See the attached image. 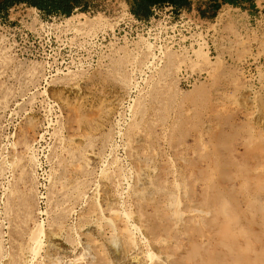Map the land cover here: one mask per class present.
<instances>
[{
    "label": "rangeland",
    "instance_id": "obj_1",
    "mask_svg": "<svg viewBox=\"0 0 264 264\" xmlns=\"http://www.w3.org/2000/svg\"><path fill=\"white\" fill-rule=\"evenodd\" d=\"M37 13H0V264H130L105 202L183 240L179 264H264V0ZM146 163L178 205L136 206Z\"/></svg>",
    "mask_w": 264,
    "mask_h": 264
},
{
    "label": "bare ground",
    "instance_id": "obj_2",
    "mask_svg": "<svg viewBox=\"0 0 264 264\" xmlns=\"http://www.w3.org/2000/svg\"><path fill=\"white\" fill-rule=\"evenodd\" d=\"M74 19H75L74 17L68 16L66 18V25L68 27L74 26L75 25ZM149 45H150V43H149ZM139 138H141V137H139ZM129 143H131V142H129ZM146 144H147V142H146ZM129 148L131 151L134 150V148L131 147V145H129ZM173 152H175V151H173ZM174 154H178V153H174ZM148 163H146V164H148ZM146 164L144 166H140L138 164L140 167L136 168L135 172H134V174L136 176V181H135L133 192H134V201H135L136 206H138V203L141 201V198L145 199L143 196V192L146 190V188H152L153 189V194H152L153 196L151 197L152 198L151 201H153L152 203L155 202V206H157L156 205L157 202L160 203L161 201H163V203L165 202L164 204L162 203L163 206L165 204L166 205L168 204L169 206L172 207V205L175 203H176L175 206L178 205L179 202L178 203L176 202L177 199L174 197V192L171 191L168 187L163 186V188H164L163 193L164 194L162 193L163 195H161L160 190H158V187L155 186L154 178L152 177L153 176L152 172H155L156 168H153V166L150 167L149 164L146 166ZM151 168H152V170H151ZM176 168H178V167H176ZM173 169H175V168H173ZM173 172H175V171H173ZM164 173L162 172L161 178L163 177ZM159 175H160V173H159ZM174 180H177L176 175H174ZM173 181H170V183ZM165 182L163 183L164 185L167 184V183L165 184ZM177 182L178 181H176V183ZM106 183H108V182H106ZM170 183H169V185H171ZM182 183H180L179 190L184 191L185 190L184 184H186V182L183 184V186H181ZM178 185L179 184H177V186ZM175 188L176 187H174V189ZM159 189H161V188H159ZM171 189H173V188H171ZM176 192L178 193V190ZM157 193H159L158 194L159 196L157 195ZM182 193H184V192H182ZM184 194L187 195V192H185ZM175 196H177V194ZM182 198H183V196L181 197V199ZM185 199H186V197H185ZM181 202H183V201H181ZM183 203H184L183 205L186 204L185 202H183ZM180 204H182V203H180ZM190 205H193V206L190 207L188 205L190 208L188 207V209H185L183 211H178V212L176 211L177 214L175 216H177V219L175 220V222H172V223L176 224V227H177V225H178V227H180L179 225H180V222L183 220V215H187L186 217L189 218V220L191 218H192V220L193 219L196 220L197 218L201 219V217L204 214H206V211H209V210H205L203 208H200L198 206H194V205H196L194 203H192V204L190 203ZM160 207H161V204H160ZM157 208H155V209H157ZM183 208H181V209H183ZM173 209L171 211H173ZM167 210H168V208H167ZM160 211H164V210H160ZM123 212L124 213L120 212L117 207H114V205H111L107 202L104 203L103 213L105 215L103 217L105 220L113 221L115 219V221L117 222L116 228L119 229V232H120L119 234L125 240L126 245H125L124 251L130 260V264H179L180 259L184 256L183 254L187 253V249H188L183 240H180L183 243V245L180 246V249H179L180 253H182V254L176 255L167 246H168V244H172V242H174V241L177 242V239L175 240V238H173L170 235H167L166 233L158 232L153 226L149 225L148 219L144 216V214L142 213V211L139 208H137V207L133 208V209L131 208L128 211H123ZM160 214L162 216V213H160ZM169 216H170V214H169ZM163 217H164V215H163ZM172 217H174V215ZM170 219H171V216H170ZM100 225H97V226L95 225V228L100 230V233L105 234L104 228H102ZM185 225H186V223H185ZM188 225H190V224H188ZM182 229L184 230L183 234L186 235L187 230L184 227ZM135 233L141 234L139 241L135 240ZM181 237H180V239L184 238V237H182V238ZM90 240L92 241V243L95 247H99V240L97 238L93 237ZM150 245L155 246V248H157V250H158L157 254L150 252V250H149ZM191 245H193V243H190V247H191ZM153 259L156 260L157 262L156 263L153 262Z\"/></svg>",
    "mask_w": 264,
    "mask_h": 264
},
{
    "label": "crops",
    "instance_id": "obj_3",
    "mask_svg": "<svg viewBox=\"0 0 264 264\" xmlns=\"http://www.w3.org/2000/svg\"><path fill=\"white\" fill-rule=\"evenodd\" d=\"M100 0H4L0 2V13H3L10 6L25 4L40 11L44 15L68 16L76 12H86L95 8ZM135 5H155L149 4L148 0H134ZM180 5H176L178 7Z\"/></svg>",
    "mask_w": 264,
    "mask_h": 264
},
{
    "label": "trees",
    "instance_id": "obj_4",
    "mask_svg": "<svg viewBox=\"0 0 264 264\" xmlns=\"http://www.w3.org/2000/svg\"><path fill=\"white\" fill-rule=\"evenodd\" d=\"M165 2L171 3L174 6L186 4V0H148L149 4H160Z\"/></svg>",
    "mask_w": 264,
    "mask_h": 264
},
{
    "label": "built area",
    "instance_id": "obj_5",
    "mask_svg": "<svg viewBox=\"0 0 264 264\" xmlns=\"http://www.w3.org/2000/svg\"><path fill=\"white\" fill-rule=\"evenodd\" d=\"M255 1H256V0H255ZM37 12H38V13H37L38 16H40V15H44V14L40 13V11H38V10H37Z\"/></svg>",
    "mask_w": 264,
    "mask_h": 264
},
{
    "label": "water",
    "instance_id": "obj_6",
    "mask_svg": "<svg viewBox=\"0 0 264 264\" xmlns=\"http://www.w3.org/2000/svg\"><path fill=\"white\" fill-rule=\"evenodd\" d=\"M2 1H4V0H0V2H2Z\"/></svg>",
    "mask_w": 264,
    "mask_h": 264
}]
</instances>
